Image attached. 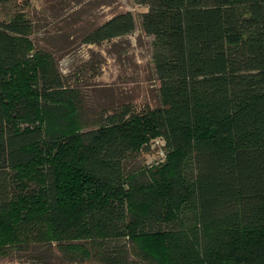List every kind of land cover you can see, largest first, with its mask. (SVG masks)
Wrapping results in <instances>:
<instances>
[{
	"label": "trees",
	"instance_id": "trees-1",
	"mask_svg": "<svg viewBox=\"0 0 264 264\" xmlns=\"http://www.w3.org/2000/svg\"><path fill=\"white\" fill-rule=\"evenodd\" d=\"M136 1L160 104L87 115L17 0H0V255L264 264V0ZM135 26L118 12L81 40ZM157 137L164 159L125 172Z\"/></svg>",
	"mask_w": 264,
	"mask_h": 264
},
{
	"label": "rangeland",
	"instance_id": "rangeland-1",
	"mask_svg": "<svg viewBox=\"0 0 264 264\" xmlns=\"http://www.w3.org/2000/svg\"><path fill=\"white\" fill-rule=\"evenodd\" d=\"M24 18L32 24L30 37L39 47L54 53L67 82L79 89L87 115L128 104L134 110L160 104V83L154 70L153 37L142 33L136 0H17ZM131 11L135 30L98 45L82 43V36L115 13ZM165 156L164 142L151 140L148 153H136L124 161L125 172L150 168ZM0 264H92L66 260L56 249L42 247L9 250Z\"/></svg>",
	"mask_w": 264,
	"mask_h": 264
}]
</instances>
